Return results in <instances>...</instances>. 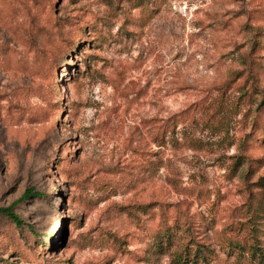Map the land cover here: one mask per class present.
Masks as SVG:
<instances>
[{
    "label": "rangeland",
    "instance_id": "obj_1",
    "mask_svg": "<svg viewBox=\"0 0 264 264\" xmlns=\"http://www.w3.org/2000/svg\"><path fill=\"white\" fill-rule=\"evenodd\" d=\"M9 207L0 264H264V0H0Z\"/></svg>",
    "mask_w": 264,
    "mask_h": 264
},
{
    "label": "trees",
    "instance_id": "obj_2",
    "mask_svg": "<svg viewBox=\"0 0 264 264\" xmlns=\"http://www.w3.org/2000/svg\"><path fill=\"white\" fill-rule=\"evenodd\" d=\"M31 197L29 193H25L22 200L26 198ZM13 207L5 208V209H0V215L6 217L9 219L17 228L22 227L23 223L19 220V218L13 213Z\"/></svg>",
    "mask_w": 264,
    "mask_h": 264
}]
</instances>
